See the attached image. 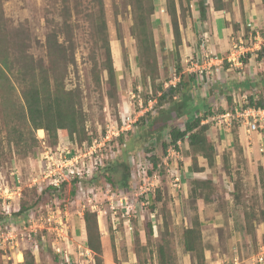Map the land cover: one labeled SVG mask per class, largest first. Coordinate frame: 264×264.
<instances>
[{
	"label": "rangeland",
	"instance_id": "rangeland-1",
	"mask_svg": "<svg viewBox=\"0 0 264 264\" xmlns=\"http://www.w3.org/2000/svg\"><path fill=\"white\" fill-rule=\"evenodd\" d=\"M154 2L156 11L152 17V31L156 65L145 66V73L151 74L149 78L143 75L136 60V41L132 34L135 0H101L104 26L98 20L96 0H0L3 16L12 28L9 34L19 35L20 38L19 33L27 36L28 53L36 59L46 56L45 39L50 28L60 24L65 17L68 20L71 29L67 33L64 31L60 40L71 41L74 63L68 65L60 76L65 88L76 90L80 97L85 120L82 136L90 139V143L85 142L80 146L73 142L64 146L60 139L59 146L54 148L47 134L37 130L34 132L36 145L33 153L30 151L24 155L13 143L15 136L9 134L12 125L11 102L0 104V193L9 189L11 200H6L5 205L11 208L12 222L20 231L15 240L21 250L28 248L32 251L36 264H65L53 250L54 234L45 224L47 215L57 217L58 211L61 218L66 215L67 222L63 221V227H67L66 233L75 243L84 211L96 214L101 254L96 255L93 251L95 264H98V257L101 264H159L160 246L174 264H188L190 259L183 250L182 232L196 219L205 222L201 230L208 249L212 247V250H217L216 244L225 246V250L228 248L223 240L226 243L231 238L229 233L234 234L232 219L228 221L229 226L217 228L222 219L225 222V218L218 215V210L224 212L226 203L190 201L186 198V185L180 183L178 188L173 182L175 174L180 175L183 183L191 181L185 172V165L189 164V159H186L188 145L184 142L178 144V150L169 148L167 151L171 154L167 158L168 152L162 150L165 138L157 141L150 138V132L156 131L157 124L166 117V113L159 114L160 110L154 106L156 100L152 99L155 91L159 84L163 88L175 84L188 68L185 65L178 72L171 58H166L168 51L162 49L166 46L164 37L170 32V26L165 21L162 0ZM185 6L183 4L182 9ZM65 7H68L70 14H64ZM183 16L186 23L194 20L193 13L183 12ZM197 33L201 37V32ZM198 37L196 43L202 39ZM246 37L248 44L250 31ZM107 45L115 69V81L111 87L103 70ZM261 49L264 50V46ZM243 59L247 60L246 57ZM141 62L144 64L145 59L142 58ZM193 90L197 101L191 111L192 118L208 107H212L216 113L221 109V98L216 94L218 87L215 83H208L206 74L202 81L195 82ZM208 91L214 94V101L203 98ZM163 109L168 110V105L165 104ZM225 109L232 111L231 106ZM217 115L220 114L214 116ZM143 116L147 119L140 127L139 119ZM153 118L154 125L149 127L148 123ZM207 123L215 146V165L197 175L210 178L213 174L217 183L220 177L224 183H243L242 201L251 215L247 224L252 229L254 221L264 220V188L262 180L252 176L250 163H246L240 155L241 147L249 145V139L242 138L245 128L235 119L228 123L226 119L216 118L209 119ZM24 133V137L29 139L27 131ZM234 137L238 140L234 141ZM59 151L68 152L66 158L70 163L77 161L74 165L82 177L59 182L60 186L54 187L50 183L58 167ZM46 152H49L48 158ZM153 157L158 160L157 164H161L159 169L154 168L150 160ZM200 162H203L202 159ZM122 163L129 167L127 188H122L118 183L123 171ZM138 184H147L149 191L140 195ZM119 199H122V204ZM21 205L30 207L16 216ZM1 207L0 203V211ZM29 219L37 226V232L27 236L25 228ZM3 227L0 224L5 232ZM233 242H236V238ZM236 245L239 247L238 242ZM7 246L8 243L0 244L2 249ZM249 249L258 252L255 246ZM262 256L264 260V254ZM18 259H21L20 255ZM19 263L0 260V264Z\"/></svg>",
	"mask_w": 264,
	"mask_h": 264
},
{
	"label": "trees",
	"instance_id": "trees-1",
	"mask_svg": "<svg viewBox=\"0 0 264 264\" xmlns=\"http://www.w3.org/2000/svg\"><path fill=\"white\" fill-rule=\"evenodd\" d=\"M98 2V20L100 25L104 26L103 8L101 0ZM155 0H135L133 19L134 25L132 34L135 37L137 49V62L141 66L143 75L151 77V74L145 73V66L151 67L156 65L155 47L152 31V17L156 11ZM193 0H164L165 15L172 33V48L167 50L166 58L174 62L176 70H183L181 64L180 47L182 44L181 27H185L183 12H190L192 15L191 2ZM221 0H213V6L216 10L225 6ZM227 7H230V0ZM198 3V20L201 22L209 8L204 0H197ZM186 6L182 9V5ZM70 14L68 7H65L64 14ZM194 18V17H193ZM10 24L3 16L0 6V104L11 102L10 122L11 136H15L13 143L18 146L24 155L32 152L36 145L34 132L43 130L51 141L52 147L60 144V139L65 144L74 143L77 146L83 143H90V139L83 137L84 134V116L80 97L76 90L66 89L60 76L68 67L74 63L73 47L69 39L60 40V36L65 31H70L68 20L63 18L62 22L54 28H50L45 39L46 56L45 58L36 59L28 53V37L24 34H9ZM234 34L240 31L239 27L234 26ZM249 28L243 29V36L246 37ZM13 31V30H11ZM16 31V30H15ZM262 32V31H261ZM264 37V32L261 33ZM201 42L197 43V47L201 46ZM165 45V44H164ZM166 50V47L162 49ZM264 50H262V54ZM145 59L142 64L141 59ZM103 70L107 73V84L112 86L115 81V69L113 67L110 49L107 45L105 63ZM153 70V69H152ZM155 71V68H154ZM98 79V78H97ZM195 75H181L179 81L174 86L163 88L159 84L158 89L152 100H156L154 105L159 114H165L166 117L161 123H158L157 130L150 132V138L155 141L165 138L162 143L164 153L169 148L178 150V143H187L188 154L191 160V167L194 172L199 173L203 167L198 165V157L206 160L207 166L213 167L215 163V146L213 139L209 133L210 126L208 123H202L213 117L215 114H224L226 109H218L217 113L212 107L206 108L203 112L198 113L194 118L191 117V111L194 108L196 96L194 94ZM159 92V94H158ZM248 101L242 105L241 109L247 108H263L264 100L255 101L247 98ZM168 105V110L164 111V105ZM228 104L232 106L231 98ZM146 117H140V127L145 123ZM179 121H182L180 124ZM149 127H153L154 118L148 123ZM183 127V129L181 128ZM30 135L29 139L24 136ZM164 140V139H163ZM238 139L234 137V141ZM51 146V145H50ZM150 160L154 168L157 166L158 160L153 157ZM123 171L118 182L122 188L129 185L130 172L127 164L122 163ZM227 167V164L225 165ZM261 171V169H260ZM262 186L264 188V180ZM111 181L110 179H108ZM113 183V182H112ZM190 201H195L200 197L207 201L216 191L211 179L204 181L192 180ZM232 199L233 210L236 215L243 214L245 222L249 221V213L247 207L242 201V194L237 183H233ZM159 199V197H157ZM218 199V195L217 198ZM221 201H218V204ZM30 207V206H29ZM27 205H21L16 216L23 214L29 208ZM255 220V215H253ZM243 222V221H242ZM201 223L196 219L182 232V245L185 254H190L193 263L199 264L205 260V246L202 240ZM249 230V229H248ZM151 234V226H149ZM77 238L96 255L101 254L100 233L97 227L96 214L89 210H85L80 220ZM23 260L19 264H36L35 257L31 250L25 248L22 250ZM159 264H174L170 259L166 250L162 246L158 247ZM98 264L100 259L98 257Z\"/></svg>",
	"mask_w": 264,
	"mask_h": 264
},
{
	"label": "crops",
	"instance_id": "crops-1",
	"mask_svg": "<svg viewBox=\"0 0 264 264\" xmlns=\"http://www.w3.org/2000/svg\"><path fill=\"white\" fill-rule=\"evenodd\" d=\"M228 1L229 0H221L220 2L225 4V6L216 10L213 6V0H204V3L209 8L206 11L204 19L200 22L198 20V3L197 0H193V8H191L193 9L192 13L194 20L188 21L185 27H181L182 44L179 50L181 64L183 67H185L186 61L196 54L203 46L207 45L214 52L217 61H210L207 63L205 61L204 66L206 68L205 74L208 79V83H215L218 87L216 94L217 97L221 98L219 100L221 109H225L226 106L227 108L230 107L228 104L229 98H231L235 107H242V105L248 101L247 98H252L255 101L264 100V54H262L261 49V47L264 46V37L261 35V33L264 32V0H230L229 8L227 7V4L229 3ZM161 5L164 6V0H162ZM165 21L168 24L166 15ZM234 26L240 28V31L236 34H234ZM245 27L253 29V32H258L261 35L260 41L262 44H259V42L258 45H256L257 43L255 44L252 51L244 56L247 60H244V57H242L239 62L231 63L227 60L231 48V39L240 38L243 35V29ZM197 29L201 32V37H198L197 32L199 31H197ZM196 37L199 39L202 38L200 40L202 41L201 44H203L202 47H197V43L199 42L196 43ZM243 38L246 39V37ZM172 42L173 39L170 28V32L168 31L164 37L166 50L171 51ZM204 94V99L208 98V100L212 101L213 99L214 101L213 93L208 91ZM244 133V137L242 136V138L249 139V145H247V147H241L242 149H240V155H242V159L246 163L248 162L252 166V168H250L252 176H255L258 179L261 174L262 179L264 180V125L254 132H247L245 130ZM62 144L65 146L63 142ZM240 146L242 145L240 144ZM186 159H189V164L187 165L191 167V160L188 154ZM200 159H202V163L200 162ZM187 165H185V172L191 181H204L211 179L214 185L213 191L218 188L207 201L200 197L196 198L195 201H202L203 203L209 204H218V201L226 203V209L224 212H222L221 209L218 210V215H220L221 218H225L226 223L222 219L217 228L221 229L224 228L225 225L229 226L228 221L232 219V224L235 229L234 230L232 228L234 230V234L229 231L231 238L226 240V243L225 240H223V243L228 246L227 250H225V246L217 244V250H212V247L208 249L204 245L205 260L199 264H254L256 258L264 254V243L262 239L264 238V220L259 222L254 221L253 228H248V224L244 221V215L241 214L237 216V213H235L232 208L233 199L231 194L234 191L233 183H224L221 177L219 179V183H217L214 181L213 174L210 178L199 177L197 174L204 173L208 171L207 169L209 168L206 164V160L201 157H198V165L199 167H203L201 172L196 173L193 171L192 167L189 168ZM189 174L193 175L190 176ZM191 181L190 183H183L182 180V186L186 185L187 187L186 198H189V200L192 199L190 197L191 187L193 186ZM257 182L259 183L258 180ZM238 185L240 193L242 194L241 189L243 183H238ZM217 194H219L220 200L216 199ZM227 210V214H224ZM249 219H251V215H249ZM199 222L202 227L205 225V222L200 220ZM234 238H236L235 243L233 242ZM218 239L219 237L217 236V241ZM237 242L239 243V247L236 245ZM254 246L258 249L257 253H255L252 249H249V247ZM0 248V260L6 259L13 260L16 263L21 262L22 250L19 248V245L15 248L9 247V245L5 247V249H2L3 247ZM19 255L21 259H18ZM186 255H188L190 259L188 264H196L192 262L190 254Z\"/></svg>",
	"mask_w": 264,
	"mask_h": 264
},
{
	"label": "built area",
	"instance_id": "built-area-1",
	"mask_svg": "<svg viewBox=\"0 0 264 264\" xmlns=\"http://www.w3.org/2000/svg\"><path fill=\"white\" fill-rule=\"evenodd\" d=\"M261 35L258 32H253V29H250V37L249 42L246 43V39L243 38V35L240 38H232L231 39V48L228 57V61L231 63L239 62L240 58L246 55L248 52H251L254 48L255 44L258 45L262 44L260 41ZM253 40V41H252ZM210 61H217L214 52L206 45L203 46L196 54L190 57L186 61V73L187 74H194L195 75V82L202 81L204 78V74L206 73V68L204 63ZM177 82L179 78L176 79ZM174 86V83L170 84ZM223 118L229 123L230 120L235 119L241 122L242 126H244L247 132H254L258 130L262 125H264V109L263 108H247L242 110L241 107L237 106L232 111H227L224 114H220L217 116H213L210 119ZM209 120V119H208ZM203 121L207 123V121ZM202 122V123H203ZM110 132V131H108ZM107 132V134H108ZM118 134V133H117ZM179 144V143H178ZM61 150V149H59ZM60 158L58 159V167L55 169V173H53L54 177L52 178V182L50 183L51 186L59 187L63 182H69L72 178H80L82 177L77 167V161H73L75 163H70L67 158L66 154L68 152L59 151ZM167 158L170 156V151H167ZM174 153V152H172ZM49 152H46V158H48ZM63 155V158H62ZM165 160H163V163ZM75 164V165H74ZM161 164H157L156 169H159ZM182 178L179 174H175L173 177V182L180 187V183H182ZM51 181V180H50ZM61 182V183H59ZM0 190H2L1 182H0ZM138 193L140 195L146 194L149 191V187L147 184H138L137 186ZM9 189H4L3 192L0 193V203L2 204L1 211H0V224H2V228H0V243L7 244L9 247L15 248L17 246V239L18 234L20 235L19 229L17 226L12 222L13 218L11 217L12 211L7 205H5L6 200H11V197L8 196ZM13 195V194H10ZM119 203L122 204V199H119ZM126 203V201H125ZM58 216L54 217L52 215H47L46 223L48 225V230L52 231L54 234V241H53V250L58 256L64 260L65 264H95L94 262V255L93 252L87 248L80 239H76V243L72 241V238L68 236L67 227H63V221H66V215L64 218H61L60 212L58 211ZM25 218V217H24ZM22 231V230H21ZM26 235L29 236L30 233L37 232V226H34L29 219L27 221V226L25 228ZM66 233V234H65ZM65 234V235H64ZM75 237V236H74ZM14 240V241H13ZM22 240V238H21ZM263 256L260 255L256 258L254 264H263Z\"/></svg>",
	"mask_w": 264,
	"mask_h": 264
},
{
	"label": "clouds",
	"instance_id": "clouds-1",
	"mask_svg": "<svg viewBox=\"0 0 264 264\" xmlns=\"http://www.w3.org/2000/svg\"><path fill=\"white\" fill-rule=\"evenodd\" d=\"M248 28H249V27H248ZM249 29H250V28H249ZM249 31H250V30H249ZM243 37H244V36H243ZM246 38H247V37H246ZM244 56H245V55H244ZM244 56H242V57H244ZM242 57H241V58H242ZM241 58H240V59H241ZM186 74H187V73H186Z\"/></svg>",
	"mask_w": 264,
	"mask_h": 264
}]
</instances>
